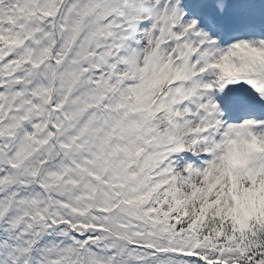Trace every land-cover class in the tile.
<instances>
[{"label": "snow or ice", "instance_id": "obj_1", "mask_svg": "<svg viewBox=\"0 0 264 264\" xmlns=\"http://www.w3.org/2000/svg\"><path fill=\"white\" fill-rule=\"evenodd\" d=\"M0 264H264V0H0Z\"/></svg>", "mask_w": 264, "mask_h": 264}]
</instances>
